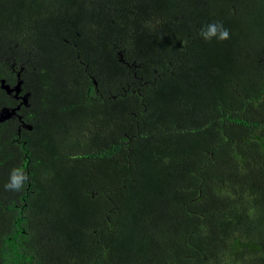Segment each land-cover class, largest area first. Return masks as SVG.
I'll list each match as a JSON object with an SVG mask.
<instances>
[{"label":"trees","instance_id":"16d2710c","mask_svg":"<svg viewBox=\"0 0 264 264\" xmlns=\"http://www.w3.org/2000/svg\"><path fill=\"white\" fill-rule=\"evenodd\" d=\"M18 74L0 264H264V0H0Z\"/></svg>","mask_w":264,"mask_h":264},{"label":"clouds","instance_id":"9594fccd","mask_svg":"<svg viewBox=\"0 0 264 264\" xmlns=\"http://www.w3.org/2000/svg\"><path fill=\"white\" fill-rule=\"evenodd\" d=\"M198 35L201 38H203L205 41H210L213 38H215L219 41H223V40H226L229 38V32L226 28H224V26L221 22H211V23L205 25L204 27H202L199 30ZM94 84L96 86L95 81H94ZM25 93H27V92H25ZM12 94L14 97V93H12ZM28 96H29V94H28ZM16 99H18V98H16ZM23 126L26 127L25 124H23ZM27 129H29V128H27ZM27 180H28V176H27L26 172L21 167L13 168L9 173L8 182L5 184L4 187L10 191H18V190L23 189Z\"/></svg>","mask_w":264,"mask_h":264},{"label":"water","instance_id":"95a60500","mask_svg":"<svg viewBox=\"0 0 264 264\" xmlns=\"http://www.w3.org/2000/svg\"><path fill=\"white\" fill-rule=\"evenodd\" d=\"M1 87L6 91L7 94L14 93L15 98H21L23 104H27L28 101V94L25 93L24 95H19L21 89V80L19 79V74L17 75V81L13 86L5 83L4 79L0 81ZM19 109V105L14 108H4L0 111V122H3L7 119H10L16 114V111ZM27 128H30L29 125H25Z\"/></svg>","mask_w":264,"mask_h":264},{"label":"flooded vegetation","instance_id":"af4514ba","mask_svg":"<svg viewBox=\"0 0 264 264\" xmlns=\"http://www.w3.org/2000/svg\"><path fill=\"white\" fill-rule=\"evenodd\" d=\"M20 79V78H19ZM14 85V84H13ZM25 92H27L28 94H30V92L29 91H26L23 87H22V80H21V89H20V93H19V95L21 96V95H23ZM16 99V98H15ZM29 99V98H28ZM17 101H20V99L18 98V99H16ZM18 105V104H17ZM26 128V127H25Z\"/></svg>","mask_w":264,"mask_h":264}]
</instances>
